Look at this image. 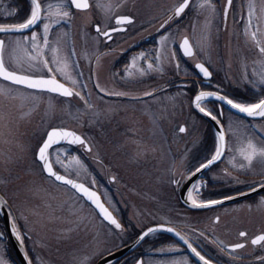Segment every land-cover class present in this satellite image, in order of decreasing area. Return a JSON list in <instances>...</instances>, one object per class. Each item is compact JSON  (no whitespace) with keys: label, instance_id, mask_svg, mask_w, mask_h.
Here are the masks:
<instances>
[{"label":"rangeland","instance_id":"rangeland-1","mask_svg":"<svg viewBox=\"0 0 264 264\" xmlns=\"http://www.w3.org/2000/svg\"><path fill=\"white\" fill-rule=\"evenodd\" d=\"M57 1L60 4V0ZM109 1L115 3L118 0ZM9 2L18 6L20 17L25 15L29 5L27 0H0V18H11ZM176 2L178 1L125 0L120 5L123 9L115 10L133 18L132 23L128 24L129 40L140 23L160 16ZM195 2L196 0H191L189 4L192 13ZM50 5V19L55 21L58 18L55 16L58 5L55 1ZM102 5L106 7L112 4ZM99 14L98 8L81 14L80 19V15L75 19L74 14L71 19L78 22H73L67 28L59 26L49 34L51 44L43 49V53L41 47L33 48L31 34L8 35L3 38V60L10 70L31 75H48V68L53 66L54 70L58 69V72L53 73L65 81L75 95L79 93L83 97L79 99L74 95L72 98H60L0 80V88L10 89L7 94H0V191L30 235L28 245L36 255V264H95L104 254L128 241L130 231L135 230V227L141 228L150 223L180 225L187 220L200 223L204 218L203 214L189 215L184 212L171 187L174 184L171 178L173 173L175 177L177 173L179 176L191 161L201 136L200 130L204 128L203 121L194 120L188 115V102L180 100L181 103L178 104L177 100L173 101L169 97L166 99V94L165 102L159 101L161 97L120 101L96 94L95 87L108 94L125 93L134 99L154 86L148 81L153 72L150 73L146 68L140 70L141 67L136 66L134 58V62L122 66L118 70L119 75H116L118 71L116 68L112 69V64L119 57L117 49L123 47L118 46L119 43H116L114 52L97 60L94 73L92 72L93 56L101 47L88 24L92 19L90 17L99 18ZM104 14V10H101V15ZM193 17L182 31H178L182 35L189 34L193 42H197L198 48L201 47L202 58L196 53L190 59L191 62L199 61V57L200 60L204 58L212 63L214 84L217 83L222 89L232 87V93L247 90L245 88L249 87L248 83L257 81L258 85H262L260 81L264 77V70L246 74V60L240 59L238 55L234 56L242 55L251 48L238 46L239 43L233 41L239 38L233 37L232 52L227 43L226 52L222 55L217 45L215 15H206L204 9H201V15ZM209 17L212 18L209 20ZM41 35L43 38L44 31ZM229 35L231 36V29ZM140 36H133V44ZM24 37L29 39L25 41ZM159 48L161 56L154 66L158 65L162 68L160 71L164 70L165 79L170 75L175 76L176 72L182 74L181 67H175L178 56L172 50L169 51L166 41ZM52 49L56 51L53 52ZM43 54L49 59L48 68L43 64ZM30 56L35 59H29ZM251 62L248 58L247 63ZM257 62L258 60L254 65L258 69V66L264 65V58L260 64ZM225 64L226 67L228 64V68H225ZM94 75L101 86L93 81ZM82 78L88 81L85 86L81 83ZM92 82H95V86ZM225 95L236 100L235 94ZM223 112L231 144L235 141L239 147L232 152L228 145V158L232 157L230 162L240 167L241 163H246L240 155V149L248 144L246 141L252 140L256 144L254 139L260 137L256 132L257 123L228 115L225 110ZM182 122L186 123L187 130L182 135H177V125ZM49 127L69 128L84 136L85 143L80 147L90 163L89 160L84 162L78 154H72L68 147L52 148L51 160L65 175L96 187L103 195L106 205L116 212L127 228L114 230L98 217L82 197L42 174L35 154ZM259 129L264 131V124L259 125ZM241 136L246 137L242 142ZM256 147H264V142L259 139ZM73 158H77L80 164L77 165ZM200 158L199 160L202 159ZM58 159L61 163L56 162ZM259 169H264V161L257 158L250 168H235L237 172L233 173L229 170L227 177H240L239 182L250 184L257 180L253 179L257 176L251 174ZM246 174L247 177H243ZM201 183L204 185L203 180ZM120 208L125 210L124 214L120 213ZM262 217L264 213L258 214V219ZM126 255L125 252L123 256ZM117 264H124L123 260Z\"/></svg>","mask_w":264,"mask_h":264},{"label":"flooded vegetation","instance_id":"flooded-vegetation-1","mask_svg":"<svg viewBox=\"0 0 264 264\" xmlns=\"http://www.w3.org/2000/svg\"><path fill=\"white\" fill-rule=\"evenodd\" d=\"M54 1L57 3V5H59L57 0H45L42 3V8L44 7L43 12L44 9L45 11L49 10L48 6ZM124 1L125 0H118L115 3H112L109 0H88V9L79 10L71 8L70 11L75 13V19L77 15H80V19L82 16L81 14L88 12L90 13L94 8L99 9V18L90 17L92 19L88 24L89 28L94 33L93 35L98 45L100 44V47L102 46L103 49L109 47L107 50L113 51L116 49H110V47L112 45H116V43H119L118 46L121 45V47H123L120 50L117 49V51L119 55L123 57L122 63L124 66L128 65L129 62L135 61L137 63V67L140 65V70L142 68H146L150 70V73L153 72V75H151L148 81L152 82V85L158 84L156 89L160 87L165 89V91L161 93L158 92L159 94H155V96H152V98L161 97L159 101L165 102L164 98L167 96L166 99L169 97L173 101L177 100L178 104L180 100L183 103L188 102L190 107L193 97L199 92H211L216 90L224 96L225 93L232 95L230 91L224 92L225 90H219L217 83L214 84L213 80L215 79V72L212 69L213 64L207 60H204V58L200 60L199 57L202 58L203 54H201V47L200 49L198 48L197 42H193V39L189 34L182 35L178 32L179 30H183V27L186 26V23L190 20V18L193 19V16H197L198 14L201 15V9H204V13L206 15H215V22L217 19L215 24L217 25L216 37L218 42L217 45L219 46L221 53L222 50L226 52L227 43L231 48L233 37H237L239 39L234 40L233 42L239 43L238 46H242V48L249 47L252 49H248L249 51H246L242 55H234H238L240 59L243 58L246 60V72L264 70V65L260 67L258 66V69L257 66L254 65L257 60V63L260 64L261 59L264 58V53L260 52V48L264 47V0H231L230 4L229 0H196L194 3L196 5L194 8V13H192V10H190V6L188 5V9L186 8L184 12H182L178 17L174 15L175 9L183 0H177L178 2H176L174 6L158 16L161 17L163 15V17H155L140 23L139 26L133 31L132 38L129 40L127 39L128 24L118 25L116 23L117 17L130 16L128 14L124 15L122 13H118L117 10H115V8L123 9L120 7V5ZM62 3L65 4L64 10H69L67 8L66 0H60V4ZM102 3L114 5L104 7ZM197 4L199 6H197ZM101 10H104V15H101ZM17 12V8L12 6L13 18H16ZM191 15L192 17H190ZM211 18L209 17V20ZM70 19L71 18L68 17L63 20L66 22ZM18 20H20V18L16 19L15 21ZM43 22L44 21L40 22L39 26L31 31V34L36 29L40 28ZM229 23L232 24L229 25ZM97 26H99L101 32H109L110 36H104L97 33ZM113 29L117 30L113 31ZM230 29L231 36L229 35ZM252 33L256 34L255 40L252 38ZM139 34L141 35L140 39L135 42V44H133L134 41H132V39ZM180 35H182L181 38L179 37ZM183 38H186L191 45L190 49L192 55L190 56H186L184 49L181 48V42ZM165 41L167 43V47H169V51L171 52L172 50V52H175L176 56H178L177 61H175V67H181L180 72H182L180 75L178 72H176L175 76L170 75L166 79L163 75L164 70L160 71L162 68H160L158 65L154 66L155 63L159 62L161 56L158 53V50L160 49L159 47H163ZM127 42H129L128 45L125 44ZM221 46L223 49H221ZM103 49L101 52L104 51ZM230 51L232 52V48ZM196 53L199 55V61H202L205 66H207V68L213 73L210 79H202L200 73L195 68L196 61H190V59ZM248 58L252 60L251 64L247 63ZM255 58L256 60L254 61ZM147 63L151 65L148 66ZM158 76H160V79H158ZM245 94L249 95L250 93L245 92ZM148 99L149 98H146L145 100ZM202 105H204V108L210 111L211 114L215 116L223 125L224 131L226 132V153L222 157L221 162L212 166L204 173L205 187L202 196L203 198L201 199L214 200L225 198L226 196L237 195L241 191H247L249 189V185L253 184L254 182L264 180V169H259L257 172H253V174H251L253 176H257L256 178L253 177V179L257 180L250 184L237 182L239 181L240 177H227L229 170L233 173L237 172L235 171V168H240L238 165L234 164V162H230L229 159L232 157L228 158V145H230L232 152L234 149L239 147L235 141L233 144H231L232 139L227 131V121L223 117L224 108L220 106L222 111L221 115V112L219 111L220 107L217 103L206 100L202 102ZM192 113L193 111L191 109L188 115L190 116ZM192 117L194 120L197 119L199 121H203L204 128L203 130H200L201 136L197 141L196 150L194 151L195 155H192L190 163L183 169L182 173L179 174L177 180L173 182L174 184H172V191L176 197L181 185L197 167L199 163L197 161L199 160L200 156L203 155L201 158L205 156L209 157L210 154L215 152L217 146L216 137L210 127V124L206 123L196 114ZM263 124L264 121L261 120V123L258 124V130H256L260 136L254 139L256 140V144H253L256 146L258 145L259 139L264 142V131L259 129V125ZM180 126L183 127V132L180 131ZM177 128V132H179L177 135H182L187 130V125L186 123L182 122L177 125ZM236 136L237 135L234 137L236 138ZM244 138L246 137H240L241 142ZM250 141L252 142V140ZM244 145L247 146V144ZM224 161L226 163H222ZM227 162L229 165H227ZM243 177H247V174ZM260 196H264V190L249 199L232 203L234 204L232 207L229 204L211 207L206 210L199 211L182 207L183 211L189 215L203 214L204 218L200 223H191V221L187 220L183 221L179 226L177 224H175V226L189 228V231L187 232L181 231V235L193 248H195L202 256H204L205 259L210 260L211 264H264V241H261L259 244L252 243L253 239L260 235H264V217L261 218L262 221L261 219H258V214L263 215L264 213V207L258 206ZM248 218L250 219L248 220ZM152 224L156 223H150L147 226ZM130 232V240L127 242H130L133 238H135L136 235L134 231ZM241 232L245 233V235L241 236ZM227 235H229V238H226ZM147 238L142 242L141 245L136 246L134 250L129 252L122 259L124 264H136L138 260H141V264H185V262L186 264H199L190 256L189 252L187 251L189 245H181L173 238L165 234H155L150 237L152 239H148V241H146ZM236 244H242L243 247L234 248ZM24 246L26 251L29 252V255L31 256L30 245ZM29 259L31 262L30 257ZM0 260H2L4 264H19L17 253L7 240L1 217Z\"/></svg>","mask_w":264,"mask_h":264},{"label":"snow or ice","instance_id":"snow-or-ice-1","mask_svg":"<svg viewBox=\"0 0 264 264\" xmlns=\"http://www.w3.org/2000/svg\"><path fill=\"white\" fill-rule=\"evenodd\" d=\"M231 3V0H229V4ZM31 14L26 19L25 22L19 23V24H11V25H0V33H15V32H23L26 29L32 28L34 25H37L39 22L42 21H48L43 23V31L45 35L43 36V43L45 46L48 45V33L50 30V26L52 23H59L60 20H63L65 18L70 17L71 8L79 9V10H86L89 8L88 0H66L67 8L69 10H64L65 4H59L57 6V11L55 12V16L58 17L57 20L52 21L50 19L51 16V8L52 6L49 5V13L45 16L41 15L42 6L38 2V0H31ZM188 7V0H183V3H181L179 6L175 9V16H180L182 12H184L185 8ZM116 23L119 24H130L132 23L131 19L125 16L117 17ZM117 29H113V31H116ZM97 33L104 35V36H110L109 32L104 31L101 32V29L99 26L96 27ZM255 33H252V38L255 40ZM25 41H27L29 38L24 37ZM36 39H37V33L32 32L31 34V40L33 42V47L38 48L39 46L36 45ZM19 43V41L17 42ZM5 46V41L0 39V78H3L5 81H10L12 84L16 85H24L27 88L30 89H37L41 91H48V92H58L59 94L63 96H72L73 92L66 88L63 84H60L54 77L49 78H34L32 76L27 75H19L15 71H9L4 64L3 60V49ZM181 48L184 49L186 55H192L191 49L189 47V42L187 39L183 41V44L181 45ZM53 52L56 51V49H52ZM260 52L264 53V47L260 48ZM29 59H35V57L30 56ZM43 64L45 67L48 65L47 60H43ZM199 71L203 74L205 78L210 77L211 73L208 71V69L203 64H197L195 66ZM49 72H52V68H48ZM260 83L264 85V77L261 78ZM10 91V89H2L0 88V94H7ZM76 95H79V93H76ZM214 96L215 99L224 101L226 104L230 105L232 108L237 109L239 112L244 113L248 116H262L264 117V99H260L258 103H250V104H244V103H236L232 99L227 98L223 95H218L216 93L211 92H200L198 95L195 96V102L197 108H199L200 112L204 113L207 116H211L213 120H216L215 116H212L211 112L206 111L205 108L200 106V102L208 97ZM181 131H184V129H181ZM61 140L67 141L68 144H81L83 145L85 142L83 139H81L79 136H77L74 132L66 131V130H60V129H53L52 131L47 133V139L43 142V144L40 146L37 158L42 163V170L48 175V177L54 178L56 181H60L63 184L71 185L72 188L81 191L89 200H91L96 207H98L103 214L104 218L108 220L111 224L115 225L117 229L121 228V225L117 222L115 218L112 217L111 213L103 206V204L100 203L99 197L94 193L91 192L88 188L84 187L82 184H77L73 180L66 178L65 176L57 174L53 170V164L49 160V149L53 147L54 144H59ZM219 140L221 141L220 144L217 145L215 154L212 156L211 159L207 161V163H202L198 168H196V172H200L201 169L209 167V165L213 164L215 161L219 160L221 156L223 155V145L222 142L224 140L223 133L219 134ZM240 155L242 156L243 160L246 163H241L240 168H250L253 164V161L259 158L260 160L264 161V147L257 148L256 145H254L251 141L248 142L247 146L240 149ZM75 163L77 165L80 164V161L77 158H73ZM57 163H61V161L58 159L56 161ZM239 182V181H237ZM259 189H264V180H261L259 182H254L253 184L249 185V192L255 193ZM241 196L248 195V192H239L238 193ZM189 199H191V193H189ZM226 200L233 199L232 196H226ZM222 200H208L206 202L198 203L196 200H192V206L195 208H207L213 205L222 204ZM258 206L264 207V196H260V199L258 201ZM167 231L171 232L173 231L171 228L166 229ZM153 229H149L148 232L144 233V236H147L148 233L152 232ZM14 233H15V227H14ZM176 235H179V233H176ZM241 236H244L245 233L241 232ZM143 239V237H140ZM17 239H19V235L17 234ZM181 239H184L181 237ZM261 241H264V235H260L257 238L252 240L253 244H259ZM185 243H188L187 240H185ZM243 247L242 244H236L234 248H241ZM189 248L191 251L199 258L200 261L203 262V264H211L210 260L205 259L204 256H202L195 248H193L189 244ZM27 259V256L25 257ZM0 264H4L2 260H0ZM186 264V262H185Z\"/></svg>","mask_w":264,"mask_h":264},{"label":"water","instance_id":"water-1","mask_svg":"<svg viewBox=\"0 0 264 264\" xmlns=\"http://www.w3.org/2000/svg\"><path fill=\"white\" fill-rule=\"evenodd\" d=\"M31 29V28H30ZM30 29H26V30H24L23 32H25V31H28V30H30ZM15 33H20V32H15ZM17 74H19V73H17ZM19 75H24V74H19ZM28 76V75H27ZM34 78H41V77H34ZM22 86H24V85H22ZM212 97H214V96H212ZM214 99H215V97H214ZM223 102V104L224 105H226V107L231 111V112H233V113H235V114H238V115H241V116H243V117H249V118H254V119H257V118H260V117H262V116H248V115H246V114H244V113H241V112H239L237 109H234V108H232L230 105H228V104H226L224 101H222ZM194 107L196 108V105H194ZM207 119H209L210 121H211V124L214 126V128L216 129V131H217V133H218V135L220 134V133H223L222 132V128H221V126L219 125V124H217V122H215L212 118H208V116H207ZM60 130H62V129H60ZM67 131V130H66ZM60 142H66V141H64V140H61ZM220 143H221V141H220ZM224 144V140H223V142H222V145ZM216 162V161H215ZM214 162V163H215ZM206 168H204V169H201V171L200 172H196L195 171V173L192 175V177L189 179V181L188 182H186L184 185H183V187H182V189H181V191H180V195H179V199H180V201H181V203L183 204V205H185V206H187V207H189V208H194V209H205V208H195V207H193L192 206V203H190L188 200H187V197H186V194H187V190L189 189V187H190V184H191V182L192 181H194V179L203 171V170H205ZM54 170V169H53ZM66 178H68V177H66ZM68 179H70V178H68ZM72 180V179H71ZM73 181L75 182V183H77V184H82L81 182H79V181H76V180H74L73 179ZM60 182V181H59ZM82 185H84V184H82ZM70 188H72L71 187V185H68ZM84 187H86L85 185H84ZM86 188H88V187H86ZM76 193H78L79 195H81V196H83L84 197V199L87 201V202H89L94 208H95V210L98 212V214L103 218V220H105V222H107V223H109V224H111L108 220H106L105 218H104V216H103V214L101 213V211H100V209L98 208V207H96V205L91 201V200H89L88 198H87V196H85L81 191H78V190H76V189H74V188H72ZM89 189V188H88ZM91 192H94L98 197H99V201H100V203L101 204H103V206L106 208V206L104 205V203L102 202V200H101V198H100V196H99V194L97 193V192H95L94 190H91V189H89ZM254 193H252V192H248V195H246V196H251V195H253ZM246 196H236V197H233V199H230V200H226V199H224V200H222L223 201V203L222 204H224V203H228V202H231V201H234V200H237V199H240V198H244V197H246ZM0 206H1V198H0ZM208 208V207H207ZM107 210H108V208H106ZM109 211V210H108ZM110 212V211H109ZM111 213V212H110ZM111 215H112V217L113 218H115L114 217V215L111 213ZM116 219V218H115ZM168 228H171V227H169V226H164V225H157V226H155V227H151V228H149V229H153V230H155V229H160V230H164V231H167L166 229H168ZM149 229H147V230H145L144 232H142L139 236H138V238L134 241V243H132L130 246H127V247H123V248H121V249H119V250H117V251H115V252H112V253H110V254H107L106 256H104V257H102L96 264H111L113 261H115L116 259H118L119 257H121V256H123V254L127 251V250H129L130 248H131V246H133V245H135L141 238L140 237H144V233H146V232H148V230ZM173 231H171V232H169V231H167V232H169L171 235H173V236H175V237H177L178 238V236L176 235V231L173 229V228H171ZM12 235H14L13 236V244L14 245H20V243H19V240L17 239V237L15 236V234H12Z\"/></svg>","mask_w":264,"mask_h":264}]
</instances>
